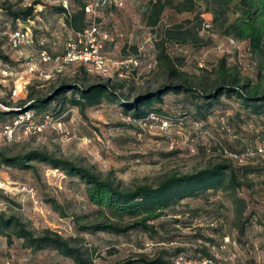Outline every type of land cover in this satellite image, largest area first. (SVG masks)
<instances>
[{"label": "rangeland", "instance_id": "rangeland-1", "mask_svg": "<svg viewBox=\"0 0 264 264\" xmlns=\"http://www.w3.org/2000/svg\"><path fill=\"white\" fill-rule=\"evenodd\" d=\"M63 1L70 10L68 0H22L24 4L37 2L35 9L43 10L27 22L12 23L0 11V50L12 60L10 65L17 73L5 78L0 75V101L16 106L28 92L40 98L58 85L72 86L81 81L110 79L116 85L117 93L125 101L132 102L137 96L155 92L167 81L166 74L156 62L160 49L183 73L182 78L196 90L194 94L211 88L220 58H226L228 64L239 72V85L246 80L259 82L258 58L249 53L245 43L238 42L232 47L215 30H212V37L199 34L188 37L182 44L187 52L185 55L170 43L165 44L164 31L172 25L186 21L194 29L197 25L193 13H176L167 7L156 26L147 27V8L154 0H125L123 8L104 6L96 11L100 33L107 35L101 40L102 53L112 57V61H121L126 58L121 56V49L130 46L128 51L139 60L137 69L125 70L121 76L112 71L110 77H100L80 71L75 63L56 72L51 63L41 62L40 52L45 51L49 56L62 54L66 39L74 34L65 25L64 16L51 9L53 6L63 7ZM94 1L98 0H89ZM122 18L128 26L118 30L124 34L120 39L114 28L122 24ZM88 21L91 18L85 15L86 25ZM16 29L27 30L31 43L12 48L9 38ZM142 36L145 40L149 38L143 43V56L138 53L137 46V42L143 41ZM116 50H119L118 54L115 53L117 58L112 54ZM148 62L152 64L151 68L146 67ZM28 63L35 64L37 70L26 73ZM18 76L22 79L15 81ZM15 86L17 96L12 95ZM194 94L168 93L162 97L161 104L154 105L158 114L171 118L166 130L160 129L156 115L144 125L128 121L127 118H132L123 112L120 102L87 108L83 116L75 107L65 105L60 108L57 103L62 97H59L50 103L48 109L33 111L39 122L44 115H49L41 132L22 133L21 139L15 141L0 138V151L16 154L40 149L92 168L102 177L109 176L123 186L155 185L166 175L191 173L221 161L223 158L211 136L221 140L228 150L236 152L246 146L253 148L264 139V116L250 114L241 107L236 96L220 97L211 109L201 110L204 114L201 118L197 106L203 102ZM65 96H69V92ZM11 122L7 121V124ZM222 123L228 125L229 132L220 130ZM31 164L32 168L26 170L0 165V212L16 216L35 234L49 228L68 238L81 248L88 264H123L135 260L139 253L153 257L161 249L171 254L174 248H180L185 256H202V249L207 248L206 251L218 257L221 264L227 261L229 264H264V166L258 160L249 163L246 170L238 169L237 163L231 164L242 180L241 187L236 190L237 196L246 202L241 219L235 216V205L228 193L207 191L180 201L176 207L178 215L168 213L156 221L155 224L160 226L159 234L153 237L141 232L115 235L81 231L78 226L91 220L94 211L85 197L83 182L46 164ZM173 218L179 223L173 222ZM244 219L247 222L240 232ZM226 236L230 243L220 249ZM6 263L75 264L55 250L32 251L23 245L21 239L13 238L11 244H7L5 237L0 236V264Z\"/></svg>", "mask_w": 264, "mask_h": 264}, {"label": "trees", "instance_id": "trees-1", "mask_svg": "<svg viewBox=\"0 0 264 264\" xmlns=\"http://www.w3.org/2000/svg\"><path fill=\"white\" fill-rule=\"evenodd\" d=\"M68 1L70 10L54 6L51 9L54 13L64 16V23L71 34L81 32L87 27L84 8L89 0ZM36 3L24 4L22 0L14 2L4 0L0 3V11L12 23L27 22L43 11L35 9ZM167 7L172 8L176 13H193L197 28L194 29L189 21L174 24L164 31L165 44L170 43L174 47L183 46L188 37H197L203 22L202 15L210 14L212 30L225 38L230 37L245 43L249 53L258 58L259 82L251 83L250 80H246L239 85V72L228 64L226 58H220L216 67V79L211 88L208 91L198 90L194 94L196 90L182 78L183 73L175 68L172 59L160 49L156 55V62L166 74L167 81L151 95L137 96L132 102L125 101L117 93L116 85L110 79L103 82L81 81L72 86L58 85L45 97H33L31 92H28L26 98L20 100L16 106L0 101L2 105L0 128L7 124V121L11 122L21 111L48 109L50 103L58 100L59 97H62L57 103L60 108L65 105L75 107L83 116L87 108L102 103L120 102L123 112L129 114L134 123L144 121L150 115H156L159 124L166 121L170 125L171 118L158 114V109L154 106L161 104L162 97L168 93L194 94L195 98L203 102V105L197 106V114L201 118H204L201 110L208 111L222 96H236L243 109L254 116H264V0H154L147 8L146 25L149 28L156 26ZM0 60L12 63V60L1 50ZM76 65L80 71L89 73L81 64ZM67 92L69 96H65ZM222 158L219 162L191 173L166 175L155 185L137 183L123 186L109 176L102 177L92 168L55 157L40 149L16 154L0 151V165L26 170L32 168L33 162L43 163L82 181L85 185V197L94 207V211L91 220L78 226L81 231L89 233L102 231L115 235L141 232L151 237L159 234L160 226L155 224L156 221L168 213L172 216L179 214L176 207L180 201L197 197L207 191L220 190L228 193L235 205V216L238 219L242 218L246 202L236 194V190L242 185V180L238 177V170L232 168L231 164L235 162L223 156ZM254 160H258L264 166L261 160ZM251 162L237 165L238 169L246 170ZM54 207L58 206L54 203ZM173 219V222L179 223L177 218ZM246 222L247 219L241 222L240 232ZM0 236L5 237L7 244H11L12 239L17 238L32 251L52 249L72 259L75 264L89 263L84 258L81 248L72 244L68 238L49 228H44L35 234L16 216L5 215L3 212H0ZM206 250L207 248L202 249V256L213 257ZM166 253L165 249H161L153 257L139 253L135 260L126 261L123 264H173L174 258L183 254L180 248H174L171 254ZM227 263L230 262L227 261Z\"/></svg>", "mask_w": 264, "mask_h": 264}, {"label": "built area", "instance_id": "built-area-1", "mask_svg": "<svg viewBox=\"0 0 264 264\" xmlns=\"http://www.w3.org/2000/svg\"><path fill=\"white\" fill-rule=\"evenodd\" d=\"M125 0H98L94 2H89L85 8L84 12L88 18H91V21H88L87 27L81 31L76 32L72 36H69L64 44V52L60 55L49 56L45 51L40 52L41 62H49L52 64V68L56 72H60L62 68L70 64H81L86 68L88 72L94 73L100 77H110L112 71L118 73L119 76L122 75V72L125 70H134L139 66V60L136 57L129 56L124 60L112 61L102 53V39L107 38L106 34L100 33V23L96 21V11L100 7H114V8H123ZM63 7L66 8L65 1H63ZM206 14H203V22L199 29V35H208L209 37L213 36L211 17H205ZM116 36L120 39L124 37V34L120 31H117ZM154 35L151 36V38ZM112 40V39H110ZM146 40H149L147 38ZM145 40V41H146ZM226 40L232 47H236L238 44L237 40L233 38L226 37ZM9 43L12 48H17L22 44L31 43V38L28 34V31H22L16 29L12 31L9 38ZM175 48L185 55L187 52L183 49L182 46L176 45ZM143 46L138 47V53L143 56ZM138 54V55H139ZM200 67L201 63L198 64ZM146 67L151 68L152 64L147 63ZM37 70V67L33 63H28L25 71L26 73H32ZM17 75L14 68L6 62L0 60V75L5 78L12 74ZM22 79L21 76H18L15 81ZM18 88L15 86L12 90V95L17 96ZM128 121L132 120L127 118ZM148 119H154L153 115H150L144 121L137 122L138 124H145ZM49 120V115H44L41 122L35 119L32 110H24L19 112L11 123L5 124L0 128V138L6 141H15L20 140L22 133L35 134L42 131ZM169 127L168 122H160V129L166 130ZM220 130L223 132H229L230 128L227 124L222 123ZM214 141V144L217 147L219 154L223 157L232 160L238 165L246 164L254 159H259L264 163V139L261 140L255 147H244L242 150L236 152L231 151L225 148L221 140L211 136ZM108 143V142H106ZM230 241L228 237L223 238V242L220 246L221 249L225 248ZM10 264V263H6ZM173 264H221V261L218 257H207L197 255L196 257H188L183 254L178 255L173 260Z\"/></svg>", "mask_w": 264, "mask_h": 264}, {"label": "crops", "instance_id": "crops-1", "mask_svg": "<svg viewBox=\"0 0 264 264\" xmlns=\"http://www.w3.org/2000/svg\"><path fill=\"white\" fill-rule=\"evenodd\" d=\"M206 16L209 17V18L211 17L210 14H206ZM122 20H123L122 24H123L124 26H123L122 24H120V26L116 25V26H115L116 28H114V31H115V32H117L118 30H121L122 27H123L124 29L127 28L128 25H127L126 20H124V18H122ZM146 26H147V25H146ZM147 27H148V26H147ZM120 28H121V29H120ZM137 39H138V37L136 38L135 42L138 41ZM140 39H142L143 41H142V42H141V41L137 42V43H138V45H137L138 47H139V46H143V43H145V36H142ZM140 39H139V40H140ZM125 43H127L126 40H125ZM125 43L123 42V45H124ZM115 45H117V43H116ZM123 45L121 44V47H123ZM128 45H129V44H128ZM114 47L117 48L116 46H114ZM128 47H130V46H126V45H125V46L121 49V50H122V54H121L122 57L124 56V57L127 58V57H129V56H132L131 53L128 51ZM116 52H117V54H118V53H119V50H116L115 52H112V54H113V56H114L115 58L118 57V55L116 56V54H115ZM107 55H108V54H107ZM106 57H108L109 59L112 58V57H110V56H106ZM39 61H40V60H39ZM115 61H119V60H115Z\"/></svg>", "mask_w": 264, "mask_h": 264}, {"label": "water", "instance_id": "water-1", "mask_svg": "<svg viewBox=\"0 0 264 264\" xmlns=\"http://www.w3.org/2000/svg\"><path fill=\"white\" fill-rule=\"evenodd\" d=\"M152 93H149L148 95H151Z\"/></svg>", "mask_w": 264, "mask_h": 264}]
</instances>
